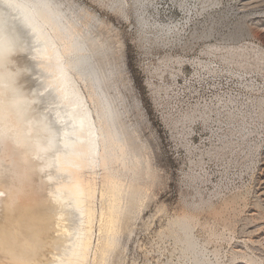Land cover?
I'll return each instance as SVG.
<instances>
[{
  "label": "rangeland",
  "instance_id": "rangeland-1",
  "mask_svg": "<svg viewBox=\"0 0 264 264\" xmlns=\"http://www.w3.org/2000/svg\"><path fill=\"white\" fill-rule=\"evenodd\" d=\"M73 1L117 30L126 76L140 106V116L134 120L142 121V136L149 142V150L142 154L149 159L150 174L140 183L139 197L122 222L109 264H264V241H252L248 232L250 225L264 219V208L254 193L264 149V120L258 104L264 100V45L256 37H226L237 22L246 21L248 27L250 18L264 11L243 5V0H150L144 16L163 29H139L131 2L125 16H117L90 0ZM2 16L0 31L8 43L0 64V102L22 99L21 119L27 125L38 120L44 127L48 116L29 71V48ZM40 128L35 127V134H40ZM53 134L45 150L33 156L26 152L33 157L25 161L31 166L27 164L29 170L23 172L24 181L11 182L15 188L11 195L18 200L29 191L48 210L44 219L50 215L51 221H45L51 230L54 224H64L55 233L49 229V238L45 236L59 256L70 244L76 218L68 211L70 200L56 189L67 172H57L54 157L59 133ZM14 144L18 148L13 150L20 149L18 154L23 156L24 150ZM18 162L13 164L20 171ZM96 174L97 185L103 175ZM120 178L124 183V177ZM98 190L97 211L101 206ZM250 208L257 215L250 217ZM181 220L189 225L200 259L184 244L177 228ZM96 237L94 227L92 240Z\"/></svg>",
  "mask_w": 264,
  "mask_h": 264
},
{
  "label": "bare ground",
  "instance_id": "bare-ground-1",
  "mask_svg": "<svg viewBox=\"0 0 264 264\" xmlns=\"http://www.w3.org/2000/svg\"><path fill=\"white\" fill-rule=\"evenodd\" d=\"M90 1L117 16H123L131 2L139 29H163L162 25L144 16L145 5L150 0ZM243 5L264 11V0H243ZM1 15L8 28H14L29 48V71L48 117L43 122L44 127L38 120H31L27 125L21 119L24 114L22 99L15 98L7 104L5 100L0 102V264H109L122 222L131 213L139 197L140 183L148 178L151 165L142 154L149 148L148 138L142 136L140 129L142 121L134 120L140 116V106L126 76L123 43L115 28L103 25L94 13L73 0H0V18ZM164 27L170 29L168 25ZM248 27L246 21L237 22L226 37H256L264 45V14L251 17ZM8 35L11 36L9 32ZM3 38L6 37L0 31V39ZM6 43L3 39L0 44V64L4 63L2 50L6 49ZM233 55L241 56L239 53ZM258 104L264 120V100ZM39 120L42 122L41 117ZM35 127H42L41 132L38 130L40 134H35ZM56 131L59 141L54 161L57 172H67V177L56 184V189L70 200L72 209L68 211L76 218L74 231L72 235L69 233L70 244L59 256L58 250L54 252L56 247H51L53 244L47 239L51 227L45 219H50V215L45 219L44 216L48 210H43L36 195L30 194L28 189L17 201L11 195L15 191L11 182H19L23 172L29 170V163L25 161L30 162L35 153L45 150L50 135L54 136ZM10 138L24 150L23 156L18 154L20 149L13 150L16 146ZM26 152L32 156L27 157ZM262 155L254 193L264 208V149ZM14 161L22 163L20 171L15 168ZM14 170L18 173L14 174ZM95 174L101 176V185H96ZM122 176L124 183L120 180ZM96 186L100 188L98 211L94 206L96 189H99ZM247 214L257 215L253 208ZM5 222L9 227H4ZM57 224L52 225L53 233ZM94 227L95 241L92 240ZM177 228L186 248L195 259H200L201 251L190 234L189 225L181 220ZM248 229L252 241H264V219ZM55 239L53 241L57 242Z\"/></svg>",
  "mask_w": 264,
  "mask_h": 264
}]
</instances>
